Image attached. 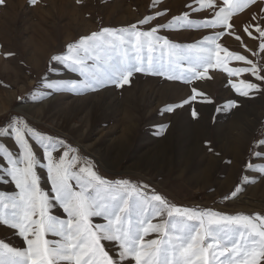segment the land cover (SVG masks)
I'll use <instances>...</instances> for the list:
<instances>
[{
  "label": "rangeland",
  "instance_id": "1",
  "mask_svg": "<svg viewBox=\"0 0 264 264\" xmlns=\"http://www.w3.org/2000/svg\"><path fill=\"white\" fill-rule=\"evenodd\" d=\"M194 7H198L195 0H39L35 6L29 0H5L0 6V128L21 118L37 131L78 149L75 154L90 160L104 179L147 185L146 191L154 190L176 206L264 216V175L246 168L250 161L264 166V161L253 155L261 151L254 145L264 141V81H257L250 73L228 77L218 69H209V78L188 83L134 73L130 84L109 85L86 94L56 92L44 86L45 78L53 83L80 79L51 57L64 54L67 45L104 28L131 30L136 25V30L149 31L158 27L157 35L181 45L220 31L167 28L186 12L197 23L212 18V10L193 12ZM146 17L154 19L142 24ZM230 23L233 29L219 43L264 66L259 39L244 32L249 24L264 26V0H256ZM233 30L243 44L228 34ZM252 31L258 36L254 28ZM245 66L243 62L229 63L233 68ZM241 79L257 83L259 90H253L249 97L237 95L229 81L238 83ZM193 89L204 95L191 100ZM229 100H236L239 106L216 111ZM181 104L172 112L163 111ZM161 125L167 129L158 135ZM0 143L18 152L11 137L0 138ZM34 149L42 159L35 144ZM62 152L54 155L59 157ZM37 171L41 187L50 192L46 169ZM0 191L18 190L12 183H0ZM53 214L66 218L58 207ZM0 241L26 247L15 230L3 225ZM106 250L115 257V248L106 244Z\"/></svg>",
  "mask_w": 264,
  "mask_h": 264
},
{
  "label": "snow or ice",
  "instance_id": "2",
  "mask_svg": "<svg viewBox=\"0 0 264 264\" xmlns=\"http://www.w3.org/2000/svg\"><path fill=\"white\" fill-rule=\"evenodd\" d=\"M38 2L29 0L32 6ZM195 3L198 7L192 8L193 12L210 9L212 18L197 23L186 12L175 17L167 28L220 31L196 43L181 45L157 35L158 27L149 31L136 30V25L131 30L104 28L67 45L64 54L51 57L80 79L53 83L45 78L44 86L56 92L86 94L109 85L130 84L134 73L188 83L209 78V69H218L228 77L250 73L257 81H264V66L219 43L233 29V16L256 0ZM4 4L5 0H0V6ZM152 19L146 17L141 23ZM253 28L258 36L253 35ZM244 32L259 39V50L264 52V26L249 24ZM228 34L243 44L234 30ZM232 61L247 66L229 67ZM229 83L241 97H249L260 87L243 79ZM193 93L191 100L204 95L196 89ZM205 102L212 103L209 99ZM238 106L236 100H229L216 111H230ZM176 107L182 104L163 111L172 112ZM192 115L197 114L193 111ZM166 129L167 125H161L156 134L162 135ZM6 137L13 139L18 152L0 143V183H12L18 191H0V225L15 230L26 247L0 241V264H264V216L180 207L154 190L146 191L147 185L106 180L94 171L90 160L75 154L78 149L37 131L21 118L0 128V138ZM34 144L42 152V159ZM206 146L213 151L207 142ZM254 147L261 149L253 153L255 159L264 161V141ZM61 149L62 155L55 156ZM39 168L46 169L50 192L41 187ZM246 168L264 175V166L250 161ZM56 207L66 218L53 214ZM93 218L98 219L93 222ZM153 234L154 238L149 239ZM49 236L57 239H48ZM106 244L117 250L115 257L106 250Z\"/></svg>",
  "mask_w": 264,
  "mask_h": 264
}]
</instances>
